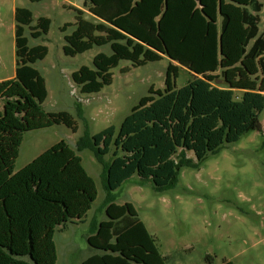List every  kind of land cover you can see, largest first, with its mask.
I'll use <instances>...</instances> for the list:
<instances>
[{
	"label": "rangeland",
	"instance_id": "obj_1",
	"mask_svg": "<svg viewBox=\"0 0 264 264\" xmlns=\"http://www.w3.org/2000/svg\"><path fill=\"white\" fill-rule=\"evenodd\" d=\"M150 1L160 6V0ZM202 1L204 10L214 19L208 25V36H203L204 31L194 21L195 15L184 30L180 29V22H175L172 26L177 33L169 35L171 44L165 39L167 48L160 38L154 39L159 43L151 39L150 45L154 48L150 49L161 54L162 61L137 68H132L128 62H120L112 70L110 86L99 93L81 94L72 81V73L81 66L92 67L96 54L111 53L109 45H104L94 46L75 57L64 55L65 33L60 28L66 23H74V12L68 7L76 8L82 0L35 3L0 0V80L10 79L15 74V8L29 9L33 14V25L39 17L49 18V32L41 38L32 39L29 30L25 29L29 46L45 45L49 50L43 60L34 64L45 79L48 92L42 108L47 112L67 111L78 125L76 133L64 125L25 133L14 170H20L59 141L75 149L76 141L85 131L93 135L111 125L117 128L151 86L163 89L166 68L171 62L178 67L191 63L190 73L200 71V76L216 86L236 92L264 93V76L258 58L244 63L239 60V44L245 32L240 23V6L222 4L230 21L226 33L220 34L219 19H215L218 7L209 4L210 0ZM261 1L264 4V0ZM94 3L98 5L100 0H94ZM94 3L95 9L92 7L91 15L85 17L91 21L98 20L102 10ZM124 6H127V0ZM160 16L158 11L153 14L155 25ZM263 28L264 7L260 14V31ZM72 30L69 28L66 33ZM220 35L222 57H219L222 55L218 46ZM220 58L226 61L227 67L218 68L214 75ZM127 66L129 72L121 74L120 69ZM186 78L185 73H180L177 87H182ZM260 128L210 155L198 169L183 168L172 189L156 193L150 184L141 183L134 176L115 191L114 201L104 208L102 205L108 195L101 186V166L88 149L79 152L83 166L96 183L98 195L84 222L69 223L63 232L55 234L57 264H159L163 255L169 256L167 260L162 257L164 264H264V113ZM187 157L193 158L191 152ZM124 215L138 217L140 222L126 233L115 236L113 224ZM93 218L99 225L95 234L90 233ZM206 257H210L209 262Z\"/></svg>",
	"mask_w": 264,
	"mask_h": 264
},
{
	"label": "trees",
	"instance_id": "obj_2",
	"mask_svg": "<svg viewBox=\"0 0 264 264\" xmlns=\"http://www.w3.org/2000/svg\"><path fill=\"white\" fill-rule=\"evenodd\" d=\"M92 6L91 0H83L80 9L69 6L75 21L60 28L65 33L62 51L66 56L75 57L94 46L109 45L111 50L110 54H96L92 67L81 66L72 73L81 94L99 93L110 86L112 70L120 62L137 68L163 60L161 54L118 29L85 18V11ZM263 7L261 0H248L241 6V23L247 32L240 59L260 54L264 76V28L259 29ZM14 21L15 74L0 81V264H57L55 234L69 223L84 222L98 195L79 152L88 149L101 166V186L108 195L104 208L114 201L115 191L134 176L150 184L154 192H164L175 187L183 168L198 169L210 155L261 129L264 93L216 86L169 63L163 89L151 86L117 128L111 125L93 135L85 131L75 149L59 141L15 171L25 133L54 125H64L76 133L78 125L67 111L42 108L48 92L34 64L49 50L45 45L29 46L25 29L32 39L41 38L48 34L51 20L39 17L33 25L32 12L17 7ZM227 22L228 17L222 15L220 33ZM69 28L73 30L66 33ZM129 70L122 67L120 73ZM180 73L187 78L177 87ZM190 152L193 158L187 157ZM139 222L138 217L124 215L115 221L112 233L120 236ZM97 230L98 220L93 218L90 233ZM162 257L167 260L169 256Z\"/></svg>",
	"mask_w": 264,
	"mask_h": 264
},
{
	"label": "crops",
	"instance_id": "obj_3",
	"mask_svg": "<svg viewBox=\"0 0 264 264\" xmlns=\"http://www.w3.org/2000/svg\"><path fill=\"white\" fill-rule=\"evenodd\" d=\"M124 1L125 0H100V3L97 5L96 3H94V0H93L94 6L97 9H98V6L102 8L101 13H100L101 16L97 17L98 20H94V21H100L111 27L118 29L122 33L126 34L127 36L132 37L134 40L142 43L148 48L153 47L152 45H150V42H152L151 39H153V41H155L156 43H159L157 40H154L157 38H160V40L162 41V45L165 48H167L168 46H166L165 44V39L167 40L168 43H170L169 35H176L177 33V30L174 29L172 26V24L175 22H180L182 25L180 29L184 30L189 27L188 23L191 22L190 21L191 16L195 15L194 21L198 22V24L200 25V28L204 31L203 36H208V25L214 22V19L212 18V16L204 10L203 8L204 4L202 0H160L159 7H157L158 3H153L150 0H127V6H124ZM188 3H190V5H187ZM223 3H228V4L234 3L240 6L241 8V6H244L248 3V0H244V2L242 3H239L236 0H210L209 4H212L214 7H218L216 8V18L215 19L217 20L219 19V23H220L221 16L226 15L223 12V8H222ZM163 4L165 5H164V10L162 11ZM219 4H221L220 8H219ZM81 6H82V2L80 6H77L76 8L80 9ZM93 8H91L90 11H85L86 13L85 17L87 16L89 17L91 15ZM157 11L160 12L161 16L158 19V24L155 25L153 14ZM229 21L230 19L228 18L226 29L223 34L226 33L229 27ZM240 23H241V9H240ZM214 28L216 31V37H218L220 33L219 28H218L219 33L217 32V25H215ZM246 32H247V29L245 28V32L242 36V41H240V44H239V60L242 63L252 60L254 58H258L259 60V57H257V55L254 56L252 59H248V60L242 61L240 59V46L245 39ZM221 39L222 37L220 35L218 39L219 40L218 46L220 47V51L222 52L221 50L222 45L220 42ZM222 56H223V52H222V55H219V57H222ZM225 62L226 61L222 58H220L217 61L216 66H215L216 72L214 75L217 74L218 68L227 67L226 66L227 63ZM188 67H191V63L189 62L186 63L185 67L180 66V68L184 70V72L186 71L190 73V71H188L189 70ZM199 72L200 71H197L196 73L192 72L190 74L203 78L202 76H200ZM2 80H5V79H1L0 81ZM98 228H99V225H98ZM161 260H162V263L159 261V264H164L165 262L162 259V257H161Z\"/></svg>",
	"mask_w": 264,
	"mask_h": 264
}]
</instances>
